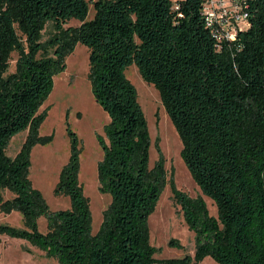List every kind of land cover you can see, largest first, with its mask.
I'll list each match as a JSON object with an SVG mask.
<instances>
[{
    "label": "trees",
    "instance_id": "16d2710c",
    "mask_svg": "<svg viewBox=\"0 0 264 264\" xmlns=\"http://www.w3.org/2000/svg\"><path fill=\"white\" fill-rule=\"evenodd\" d=\"M89 1L0 0V211H19L24 222L0 224V236L27 240L59 264H201L207 257L264 264V0H247L249 26L221 49L206 26L205 0H96L88 19ZM73 19L80 25L66 27ZM49 23L53 32L42 41ZM78 43L89 49L92 93L110 117L107 141L99 137L98 178L112 200L96 233L79 178L80 143L69 126L71 156L55 193L68 196L71 208L52 211L29 177L34 147L54 139L40 134L48 114L40 109ZM132 65L159 92L216 217L202 197L167 180L159 143L151 166L148 121L126 76ZM25 131L18 154L8 156L12 138ZM168 182L196 235L194 257L155 258L149 217ZM5 190L13 197L4 199Z\"/></svg>",
    "mask_w": 264,
    "mask_h": 264
},
{
    "label": "rangeland",
    "instance_id": "374dc122",
    "mask_svg": "<svg viewBox=\"0 0 264 264\" xmlns=\"http://www.w3.org/2000/svg\"><path fill=\"white\" fill-rule=\"evenodd\" d=\"M90 0L88 19L94 14V3ZM177 4L178 0H173ZM80 21L73 19L66 27L79 26ZM53 32L49 23L43 32L42 41H47ZM89 49L78 43L74 52L66 59V70L55 77L54 89L40 113L47 110L48 114L41 126L42 136L54 135L52 143L37 145L31 154L29 177L33 187L40 190L52 211L71 208L68 196L56 195L55 189L59 182L62 168L71 156V138L68 126L78 137L80 154V183L84 194L89 198L92 212V233H96L103 221V213L109 207L112 197L100 190L98 165L103 160L104 151L99 137L107 141L105 127L110 117L95 100L89 80L90 61ZM16 59L17 55L14 54ZM15 60L12 64L14 69ZM126 76L138 91L139 101L145 112L150 136V164L158 160L157 143L165 158L167 180L173 178L176 187L191 198L202 197L210 215L217 216V207L213 200L204 195L193 179L191 172L182 157V141L171 122L157 89L146 83L135 65L126 69ZM28 135V131L15 135L7 148V155L14 158L20 151ZM4 199L13 197L9 190L4 191ZM0 224H9L16 228H24L23 216L19 211L6 214L0 211ZM151 244L157 248L155 258H182L185 255L194 257L197 249L195 233L185 222L182 206L175 201L171 184L167 183L156 210L149 217ZM41 232L47 229L46 217L38 221ZM178 244L171 245V240ZM1 264H59L55 259L48 258L44 251L33 246L24 239L0 236ZM201 264H217L207 257Z\"/></svg>",
    "mask_w": 264,
    "mask_h": 264
},
{
    "label": "built area",
    "instance_id": "2783aa9c",
    "mask_svg": "<svg viewBox=\"0 0 264 264\" xmlns=\"http://www.w3.org/2000/svg\"><path fill=\"white\" fill-rule=\"evenodd\" d=\"M203 15L219 49L249 26L247 0H205Z\"/></svg>",
    "mask_w": 264,
    "mask_h": 264
}]
</instances>
